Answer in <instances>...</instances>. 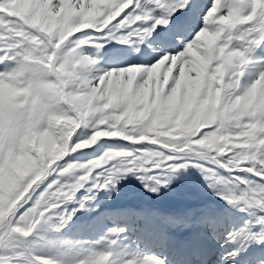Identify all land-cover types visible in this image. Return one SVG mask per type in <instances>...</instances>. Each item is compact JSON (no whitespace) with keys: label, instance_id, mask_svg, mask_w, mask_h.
<instances>
[{"label":"snow or ice","instance_id":"1","mask_svg":"<svg viewBox=\"0 0 264 264\" xmlns=\"http://www.w3.org/2000/svg\"><path fill=\"white\" fill-rule=\"evenodd\" d=\"M6 2L0 0V6ZM37 12L45 20L54 17L57 23H67L78 29L71 35L72 40L79 41L80 37L74 34L84 29L95 30L102 36L111 34L118 42L133 45L128 49L131 58L127 63L131 66L104 74H85L77 81L79 87L73 84L67 89L73 94H94L97 99L92 104L94 116L69 113L79 127L66 154L73 151L82 126H86L89 137L100 133L98 139L118 136L138 146L144 142L159 144L161 152L150 155H163L156 164L162 169L161 174L153 183L143 180L154 193L168 186L171 174L188 167L184 157L189 153L207 161L209 167L215 165L227 169L230 177L235 176L237 187L218 195L230 207L251 217L238 233L228 234L232 264H264V179H259L264 177V113L257 115L241 103L257 81L264 82V51H261L264 49V0H42L33 7L32 15L25 17L27 23L15 14L0 12V65L3 66L0 79L6 84L16 85L17 65L28 56L26 50L34 48L29 41H44V50L49 54L52 51L43 33L29 26ZM17 32L21 36L13 39V33ZM70 38L57 53V64L67 57L73 58L74 63L88 65L96 60L93 56L101 49L107 51L103 41H96L95 52L86 56L81 51L83 44L73 46ZM193 49L201 53L199 61L192 59ZM36 55L41 57V52L36 51ZM161 68L164 73L158 77ZM186 68L195 72V77L188 81L185 80ZM198 72H206L207 78L198 77ZM76 73L80 74V68ZM129 73L133 79L126 86L121 83V77L127 81ZM217 74L223 75L222 85L215 83ZM215 89H219L216 93L219 109H212L215 122L205 118L199 123L206 126L197 129L190 125V135H185L183 129L170 131L174 128L176 115L182 114L188 103L197 95L212 94ZM18 104L19 101L5 103L6 119ZM241 116L245 118L241 119ZM163 123L167 126L163 127ZM215 140L230 142L227 146L223 142L213 145L211 142ZM9 151L15 154L19 149L13 143L6 145L5 150L0 151V164L4 163ZM32 155L35 157V153ZM62 158L51 163L46 173L38 175L49 162L41 163L36 157L35 171L17 181L16 190L6 196L7 202L0 210V264H54L44 256L25 257L11 247L12 241L29 237L42 221L49 218L47 213L60 203L71 201L90 176L95 191L99 192L115 190L129 173L146 174L149 171L144 167L149 163L147 157L131 153L120 157L108 155L82 165L84 174L75 183L57 184L55 191L44 192L38 182L46 175L57 169L64 170L61 175L72 170L71 165L65 168L64 163L57 164ZM110 159L116 174L110 172L97 180L94 169L108 166ZM240 185L244 186L241 188ZM83 206L82 203L81 208ZM69 219L71 216L66 214L62 222ZM199 223L211 228L213 234L223 229V221L208 216L201 217ZM119 231L122 230L113 229L110 236H118ZM105 243L108 246L104 250L88 249L81 254V259L68 264H101V261L103 264H168L167 259L122 257L116 239L109 238ZM180 251L185 255L183 264H198L203 252L201 239L187 241ZM257 251L261 255L252 258L251 254Z\"/></svg>","mask_w":264,"mask_h":264},{"label":"rangeland","instance_id":"2","mask_svg":"<svg viewBox=\"0 0 264 264\" xmlns=\"http://www.w3.org/2000/svg\"><path fill=\"white\" fill-rule=\"evenodd\" d=\"M41 2L42 0H7L3 6H0V12H4L6 15L15 14L21 20H25V17L32 15L33 7L39 5ZM25 22L27 23L28 21L25 20ZM29 26L36 28L47 38L48 44L52 48L50 54L44 50V45L40 43L35 44L34 49L41 52V63L48 67L49 72L59 77L58 80L54 79V83L57 86L63 83L67 91L70 82L81 79L77 75L76 69H81L82 65L79 62L74 63L73 58L67 57L61 63L57 64V60L59 59L57 53L60 52L63 45L69 40L64 42V37H71L73 32L78 29L71 28L67 23L59 24L54 17L45 20L39 12L32 17V23ZM84 33H88V35H84ZM20 36L21 33L17 32L13 33L12 38L15 39ZM74 36H79L80 40L76 41L70 38L73 46L83 44L81 51L86 56L92 55L95 52L96 41H103V48L110 51V53H107V51L105 52L101 49L97 55L93 56L97 61L93 73L104 74L106 71H116L120 68L131 66L128 63H111L110 60L115 58L117 52L121 50L127 51L132 48L133 45L131 43H120L111 34L102 36L96 33L95 30L82 29L81 33H76ZM53 41H55L54 44ZM196 53V50L193 49V60H195L194 54L196 55ZM134 54L133 52L132 55ZM105 56L107 57L104 58ZM2 67L0 65V68ZM163 73L164 69H159L158 77ZM173 74H175V69H173ZM199 76L207 78L206 72H198ZM194 77L195 72H190L186 68L185 80L188 81ZM132 79L133 75L129 73L127 81L121 77V83L127 86ZM169 82H171V75H169ZM193 82L195 83V81ZM215 83L222 85L223 75L217 74ZM151 88L154 93L155 84L151 85ZM165 90H167L166 86ZM218 92L219 89H215L210 95H197L192 102L185 106L182 114L176 115L175 121H173L174 128L170 131L183 129L185 135H190L192 134L190 125L197 129L198 127L206 126L199 123V121L205 118L215 122V119L212 117V109L213 107L219 109V104L216 103L218 99L216 93ZM21 95H23L22 89L13 87L11 84L0 83V151H4L6 145H11L12 125L5 118V103L19 101ZM241 103L248 111H254L257 115L264 113V82L257 81L253 86L252 92ZM216 118L218 119V113ZM244 118V116H241V119ZM162 126L166 127L167 123H163ZM85 129L86 126L81 127L80 136L76 139V143H82L89 138ZM55 141L56 138L50 134L48 136L41 134L38 139L30 138L27 141L18 140L16 143V147L19 149L18 153L14 154L9 151L5 154L4 163L0 164V210H3V206L7 202L6 196L16 190L17 181L22 180L35 171L36 157H39L41 163H43L45 153L50 157L55 156V160L61 159L66 154L61 153L58 156L56 155L59 146ZM221 142L227 146V143L230 141L215 140L211 143L214 145ZM212 150H214V147ZM163 151L167 152L170 150L164 149ZM156 152H161V146L159 144L149 145L147 142H144L138 146L130 140H124L117 136L101 137L87 148L76 149L66 154L67 158H62L57 164L64 163L65 168L71 165L73 166L72 170L65 175H61L60 173L64 170L57 169L49 175H46L38 182L41 183L44 181L39 186L44 189V192L55 191L57 184L63 186L75 183L84 174L82 165L94 163L108 155L120 157L121 154L131 153L134 156L147 157L149 163L144 165V167L149 171L146 174L129 173L119 181L115 190L109 189L99 192L95 191L93 179L90 176L89 180L84 182L83 187L76 191L71 201L60 203L58 207L52 208L47 213L49 217L47 220L42 221L29 237L14 239L11 247L22 252L25 257L44 256L51 259L54 264H62V262L68 264V262L73 260L81 259V254L88 249L104 250L108 246L105 241L112 238L118 241L117 250L122 257L139 258L147 256L159 260L167 259L168 264H178L180 260L179 264H182L184 258L182 254L180 255V252L169 249L167 253H164L160 248L149 249V246L146 244L152 243L151 246L158 242L162 244L161 242L167 234L168 248H171V232L177 233L185 227L191 228L194 232V226L199 234L196 237L202 238L201 240L205 241L206 245L212 249L215 264H232L233 258L229 255L231 245L227 239L228 234L238 233L244 227L245 222L251 219L247 213L240 211L238 208L230 207L218 195V193L232 191L237 187L234 183L235 176L230 177L227 169H221L219 166L214 165L209 167L207 161H201L195 153H189L184 157V162L188 164V167L171 174V182L168 186L160 188L158 193H154L148 190L143 180L147 179L149 183H153L161 174L162 169L157 168L156 164L163 159V155H150ZM32 153H35V157ZM54 162L49 161L47 165L41 168L38 175L46 173L47 167H50L51 163ZM112 163L113 161L110 159L108 166L94 169L97 180L103 178L110 172L116 174L115 169L111 167ZM259 179H264V177ZM243 186L240 185L241 188ZM43 194L42 192L41 195ZM89 196H91V199H89ZM139 201L153 205V207L162 208V213L152 211L147 218L151 224H153V219L158 220L161 218L163 221V223L161 220L159 221L162 226L164 224L162 229L163 239L161 241L151 232L138 234L139 227L143 224L142 213L138 214L137 211H132L131 214L133 216L129 215L125 218L128 221L124 220L120 222V219L124 215L121 214L125 213V210L121 208L125 204L135 208L136 205L139 206L137 204ZM82 203L84 204L83 208H81ZM76 209L80 210L75 211L73 215L72 213ZM103 209H105L106 213L110 211L111 214H114L113 211L117 209L119 213H115L114 219H111L108 216L109 214L100 212ZM213 209L215 212L211 215ZM241 212L242 215H240ZM66 214L71 216V219L62 222V218ZM136 216L135 224L134 219ZM204 216L214 219H217L216 217L218 216L217 220L223 221V229L213 234L211 228L199 223L200 218ZM130 219L133 220V222L131 220L132 225L128 223ZM113 229L122 231H119L118 236L111 237L110 234ZM174 235L175 233H173V245ZM148 236L154 240L156 239V241L150 243L152 239L149 241ZM142 240L144 241L140 242ZM259 255L261 253L257 251L251 257L255 258Z\"/></svg>","mask_w":264,"mask_h":264},{"label":"clouds","instance_id":"3","mask_svg":"<svg viewBox=\"0 0 264 264\" xmlns=\"http://www.w3.org/2000/svg\"><path fill=\"white\" fill-rule=\"evenodd\" d=\"M37 43L43 44L44 41L35 39L30 41L32 45ZM26 51H28V56L22 58L20 64L17 65L19 76L16 85L13 86L22 89L23 95L19 97L18 106L14 107L7 116V120L12 125L10 142L16 144L18 140L38 139L41 134L45 136L50 134L56 138L55 142L59 146L56 153L58 156L67 152L71 139L79 127L77 120L69 113L74 112L77 116L81 113L94 116L92 104L97 98L94 94L68 92L64 84L57 86L54 79L58 80L59 77L50 73L48 67L41 63L36 50L30 48ZM96 64L97 61L93 60L88 65H82L80 77L91 74ZM0 83H5V81L0 80ZM73 84L79 87L77 81L70 82L68 87ZM100 135V133H93L84 142L77 143L72 150L89 147ZM44 161H55V156L50 157L45 153Z\"/></svg>","mask_w":264,"mask_h":264},{"label":"bare ground","instance_id":"4","mask_svg":"<svg viewBox=\"0 0 264 264\" xmlns=\"http://www.w3.org/2000/svg\"><path fill=\"white\" fill-rule=\"evenodd\" d=\"M210 22H212V21H210ZM203 39V38H202ZM261 51H264V49H262ZM110 51H107V53H109ZM117 55L115 56V58H112L113 59V61H116V62H119V63H127V61L131 58V56H130V54H129V51L127 50H121L120 52H117L116 53ZM193 56V55H192ZM194 59L196 60L197 59V61H199L200 60V57H201V55H200V52H197L196 53V55L194 54ZM127 209H124L125 210V213H122L121 215H123V217L120 219V222L121 221H124V220H127V219H125L127 216H129V215H132L131 214V212L132 211H130L129 209H128V207H126ZM112 211V210H111ZM152 211H159L160 213H162V208L160 207V208H158V207H153V206H142V207H140V210H139V212H140V214L142 213V215H141V217H142V219H143V224L142 225H144V226H140L139 228H140V230L138 229V228H136V229H138L139 231H138V234L140 235L141 233H148V232H151V233H153V235L154 236H157V239H159L160 241L163 239V235H162V225H161V223L158 221V220H156V219H153V224H151V223H149V221H148V217H149V215L151 214V212ZM100 212H104V213H106V211H105V209H103L102 211H100ZM114 212V214L115 213H117L118 211H117V209L116 210H114L113 211ZM158 212V213H159ZM119 213V212H118ZM106 214H109L108 216L109 217H111V219H114V214H111L110 213V211L108 212V213H106ZM133 216V215H132ZM131 216V217H132ZM134 216H135V214H134ZM121 217V216H120ZM138 217H139V215H138ZM136 218H137V216L135 217V219H134V223L136 224ZM131 220L132 219H130V221L128 222L129 223V225H132L131 223L133 222V220H132V222H131ZM128 221V220H127ZM134 226V225H133ZM136 227V226H135ZM130 231V230H129ZM185 234H188V236H189V240H192V235H193V239L194 238H197L196 237V235L194 236V232H193V230H191L190 232L189 231H186V232H184ZM200 233V232H199ZM152 235V234H151ZM149 237V236H148ZM150 238V237H149ZM200 238V237H199ZM202 239V238H201ZM165 240V239H164ZM188 240V241H189ZM180 241V239L178 238V234H176L175 233V235H174V247L175 248H183L184 246H185V244H183V245H181V242H179ZM202 241V244H203V252H202V254H201V256H200V258H199V261H198V264H205L206 262H205V259L210 255H212V253H211V249L210 248H208V247H206V243H205V241H203V240H201ZM159 243V242H158ZM156 244V243H155ZM148 245H150V244H148ZM255 253V252H254ZM254 253H252L251 254V256L252 255H254ZM183 255V260H185V255H184V253L182 254ZM256 255V254H255ZM252 258H254V257H252ZM183 264V263H182Z\"/></svg>","mask_w":264,"mask_h":264}]
</instances>
